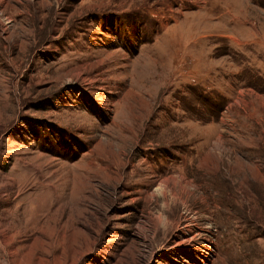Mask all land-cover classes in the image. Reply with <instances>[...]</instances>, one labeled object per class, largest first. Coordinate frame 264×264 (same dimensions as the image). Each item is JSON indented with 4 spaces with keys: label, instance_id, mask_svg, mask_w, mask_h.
Masks as SVG:
<instances>
[{
    "label": "rangeland",
    "instance_id": "rangeland-1",
    "mask_svg": "<svg viewBox=\"0 0 264 264\" xmlns=\"http://www.w3.org/2000/svg\"><path fill=\"white\" fill-rule=\"evenodd\" d=\"M0 264H264V0H0Z\"/></svg>",
    "mask_w": 264,
    "mask_h": 264
},
{
    "label": "bare ground",
    "instance_id": "bare-ground-1",
    "mask_svg": "<svg viewBox=\"0 0 264 264\" xmlns=\"http://www.w3.org/2000/svg\"><path fill=\"white\" fill-rule=\"evenodd\" d=\"M219 141V140H218ZM221 143V142H220ZM216 147H221L220 146V144L218 143V144H216ZM172 179V178H171ZM168 180H170V179H168ZM168 180H165V181H163L162 182V191H163V196L164 195H166L165 194V190L167 189V187H168ZM184 181V180H183ZM178 182V181H177ZM180 184V183H179ZM187 188H190V182L189 183H186V185H185ZM187 191V190H186ZM183 204H185V202H183ZM191 225H192V222L191 221H187V225H186V231H187V234H190L191 233ZM187 237V236H186ZM186 237L184 238V241H183V243L184 242H188L189 241V239H186Z\"/></svg>",
    "mask_w": 264,
    "mask_h": 264
}]
</instances>
